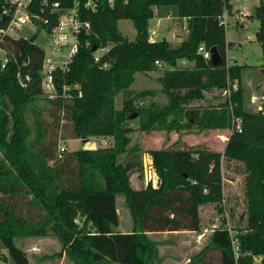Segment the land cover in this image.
Listing matches in <instances>:
<instances>
[{
    "label": "trees",
    "instance_id": "1",
    "mask_svg": "<svg viewBox=\"0 0 264 264\" xmlns=\"http://www.w3.org/2000/svg\"><path fill=\"white\" fill-rule=\"evenodd\" d=\"M71 7L73 0H34L28 10L40 13L44 2ZM230 0H116L103 1L94 12H84L91 31L81 37L82 48L69 71L54 74L57 96L50 98L42 87L44 50L30 39L3 35L15 11L0 0V257L3 264H31L18 240L57 235L64 254L73 264H156V244L150 233L201 230V207L215 205L224 213L223 162L244 163L247 210L235 234L222 224L208 246L190 264H264V103L256 114L245 113L240 88L246 65L229 64L226 29L222 24ZM160 7H176L180 24L189 31L182 43L167 40L151 43L149 23ZM5 9L10 10L7 17ZM45 17L57 16L45 8ZM5 17L6 21L2 18ZM257 33L264 63V0L256 8ZM131 21L135 40L122 35L118 23ZM51 28H49L50 30ZM42 30V29H40ZM91 48L86 47V43ZM203 45L216 49L222 64L214 67L198 53ZM109 48L100 65L92 48ZM180 61L194 63L181 68ZM164 71L159 83L168 98L165 106L146 98L155 91L134 92L136 75ZM106 64L107 68H103ZM264 78V65L260 69ZM26 75L31 82L20 81ZM97 76L96 93L86 80ZM237 84L231 99L218 106L191 107L205 93ZM84 94L80 96L78 86ZM67 92L63 93V87ZM92 91V90H91ZM82 93V92H81ZM123 96L122 109L115 107ZM243 121V132L232 133V111ZM150 134L156 130L187 132L229 131L224 153L207 145L190 146L180 135L172 147L146 151L159 176L158 188L148 184L135 189L131 173L140 170L133 147L131 123ZM182 131V132H180ZM183 134V133H182ZM82 137H113L111 149L59 153L60 142ZM124 158L122 162L120 158ZM134 159V160H133ZM123 197L132 213L133 231H117L120 216L117 198ZM231 213H232V209ZM233 221V220H232ZM80 222L85 224L81 227ZM87 225L89 226L87 228ZM234 244L237 245L235 249ZM6 250L7 255L3 253Z\"/></svg>",
    "mask_w": 264,
    "mask_h": 264
},
{
    "label": "rangeland",
    "instance_id": "2",
    "mask_svg": "<svg viewBox=\"0 0 264 264\" xmlns=\"http://www.w3.org/2000/svg\"><path fill=\"white\" fill-rule=\"evenodd\" d=\"M261 0H230L229 13L231 28L227 29L226 39L229 42L227 50V61L232 64L246 65L241 75L240 88L242 93V110L245 113L256 114L260 111V107L264 103V79L260 77V69L263 67L262 48L258 42L257 33L260 28L259 21L256 19V8L259 6ZM240 12L247 14L241 20H235ZM186 21V20H185ZM184 24V22H183ZM119 29L125 37L130 40H135L137 32L131 21L122 20L118 23ZM150 38L155 41L167 40L173 46H178L182 43L181 39L188 37L189 31L187 29V22L184 25L179 23V15L176 7H160L156 10V16L149 23ZM37 36L36 44L41 47L48 54L51 48L48 40H50L45 30H39L33 24L24 26L15 37H23L31 39ZM149 38V39H150ZM181 38V39H180ZM247 38L250 40L247 41ZM169 65L159 67L151 76L139 73L135 82L131 86L134 92H142L146 90H153L156 93L154 98H146V105L148 106L152 101L160 106H165L168 100L167 96L162 93L159 88V80L157 77L162 74L163 70L169 69ZM97 76L89 77L86 81L91 86L89 92L96 93L98 86ZM263 80V82H261ZM81 96L84 94L82 85L78 86ZM160 89V88H159ZM236 89L235 91H237ZM96 91V92H95ZM214 91V90H213ZM213 91L208 93H213ZM224 90H218L213 93L217 98H221V103L227 99L223 94ZM115 107L122 109L123 96L119 95L115 99ZM212 106V105H210ZM205 107V106H204ZM231 108V107H230ZM234 111V108H233ZM133 133L131 134L132 146H138L141 152L135 153L137 161L141 162L140 170H134L131 173V184L135 189L146 188L147 184L151 182L154 188L158 186L159 176L152 157L146 152L149 150H158L162 147H169L178 140L180 135H185L187 132H168L166 130H156L150 134H145L138 130L139 121L136 120L131 123ZM191 136V135H190ZM183 137V138H184ZM202 139H208L207 142H198L199 145H207L208 148L224 153L227 147L226 142H216L214 132H204L200 136ZM186 137L184 138V140ZM89 140L96 145L97 149H111L115 142L113 137H89ZM189 141V140H188ZM191 141V140H190ZM66 145V152H76L83 150V144L80 139H67L62 141ZM190 143V142H189ZM188 144V142H187ZM172 147V146H170ZM125 162L124 158H120ZM149 159L152 163L150 164ZM134 160V159H133ZM155 173L157 174L156 182ZM223 183H224V213H219L215 205H206L201 207V230L197 232L181 231V232H162L157 234H148L149 238L156 244L158 263L156 264H190L195 260L201 251L205 249L211 241L213 232L222 224L232 232L237 223L245 225L241 220V216L246 213V179L249 176V171L246 170L244 163L235 160H224L223 162ZM155 182V183H154ZM118 213L120 216V225L117 231L122 233H130L133 231V218L130 209L123 197L117 198ZM232 209V213L231 210ZM233 220V221H232ZM85 223L80 222L82 227ZM89 226L87 225V228ZM28 254L31 264H73L65 257L63 244L57 235L49 232L47 236L40 238H28L17 241ZM3 253L7 255L6 250ZM218 264V256L213 261ZM0 264L2 258L0 257Z\"/></svg>",
    "mask_w": 264,
    "mask_h": 264
},
{
    "label": "built area",
    "instance_id": "3",
    "mask_svg": "<svg viewBox=\"0 0 264 264\" xmlns=\"http://www.w3.org/2000/svg\"><path fill=\"white\" fill-rule=\"evenodd\" d=\"M34 0H7L9 6L11 8H15L14 13L12 14L9 24L5 30H2L1 33L3 35L15 36L24 26L28 24H33L37 27V29L45 30L48 34L50 40H48L51 52L48 54L45 52V57L43 61L42 68V87L45 93H47L50 98H55L57 96V86L55 84L54 74L57 71H61L65 73L69 71V66L74 62L76 56L79 54L82 48V40L81 37L85 33H89L91 31V23L89 21L83 20L84 12L88 11H96L99 5L104 0H73L71 7H61L59 3L49 4L48 1L44 2V7L40 9V13L32 14L28 10L30 5ZM108 5L112 6L116 0H105ZM240 1V0H237ZM50 9V13L52 15L57 16L56 25L52 26L53 22L45 17L46 9ZM10 10L5 9L3 15L5 17L8 16ZM247 14L244 12H240L238 16H236V22L241 20L242 17H246ZM230 15L227 11H225L222 17V24L224 28L230 29ZM49 28H51L49 30ZM250 39L247 38V41ZM151 43H154L155 40L151 37L149 39ZM87 48H91V44L89 42L86 43ZM95 47L92 48V51ZM97 48V47H96ZM0 52L4 54L3 59V67L8 63V58L6 57L5 52L0 49ZM109 52V48H97L95 52H93V59L96 65H100L102 58ZM198 53L204 57L206 61H211L212 53L211 50H207L203 45H201L198 49ZM156 65L158 67L163 66L164 64L157 62ZM103 68H107V65L104 64ZM19 78L23 86H27L28 83L31 82V77L29 75L25 76V79L21 78L19 74ZM238 89L237 84H230L224 91L223 94L228 99H231L232 91ZM67 87H63L62 91L65 95L67 92ZM81 96V93H80ZM262 110V106L260 107ZM232 111V133L243 132V121L241 118H238L234 115L233 106L231 105ZM67 148L66 145H63V142H60L59 145V153H66ZM151 157V156H150ZM152 161H150V164ZM157 174L155 173V178L157 179ZM155 180V179H153ZM155 180V182H156ZM154 182V183H155ZM149 182L148 184H150ZM147 184V185H148ZM152 184V183H151ZM153 186V184H152ZM159 186V180H158ZM157 186V188H158ZM155 186H153L154 188ZM235 249H237V245L234 244Z\"/></svg>",
    "mask_w": 264,
    "mask_h": 264
},
{
    "label": "crops",
    "instance_id": "4",
    "mask_svg": "<svg viewBox=\"0 0 264 264\" xmlns=\"http://www.w3.org/2000/svg\"><path fill=\"white\" fill-rule=\"evenodd\" d=\"M184 22V24H186V21H183ZM183 22L180 24L181 26L182 25H184L183 24ZM180 23V22H179ZM181 39V38H180ZM185 39V38H184ZM184 39H181L182 41L184 40ZM154 40V39H153ZM156 42V41H155ZM229 64H232V63H230V62H228ZM164 65H166V64H164ZM164 65L163 66H161V67H164ZM179 67H181V68H189V67H193L194 66V63H191V62H187V61H180L179 62ZM160 67V68H161ZM170 69H172V67H170L169 69H165V70H163V72H162V74H160L158 77H157V80L160 78V77H162V75H163V73H164V71H166V70H170ZM152 73H154V72H151V73H148L147 75V77H149V76H151V74ZM138 75V74H137ZM137 75H136V77H137ZM260 77L262 78V76L260 75ZM264 79V78H263ZM135 80H136V78H135ZM261 82H263V80L261 81ZM159 84V88L157 89V90H160L161 92H162V85L160 84V83H158ZM145 91V90H144ZM147 91V90H146ZM149 91H151V90H149ZM214 92H216V90H214L213 91V93ZM163 93V92H162ZM213 93H205V99H203V100H201V101H196L195 103H193V104H191V107L193 106V107H200V106H202V107H210V105H212V106H218V105H220V103L219 102H221L220 100H221V98H217V97H215L214 95H213ZM165 94V93H164ZM167 103H168V100H167V102H166V105H167ZM222 104V103H221ZM211 132H214L215 133V137H216V142H219V141H221V142H228V140H229V134H230V132L229 131H225V132H220V131H211ZM202 133H204V132H202V131H200L199 129H197V128H192V132H191V134H186L185 135V137H186V139H185V141L186 142H188V144L190 145V146H198L197 144H198V142H207V141H209L208 139H202L200 136L202 135ZM191 135V136H190ZM184 137V138H185ZM189 140V141H188ZM191 140V141H190ZM190 142V143H189ZM149 161H151V159H149ZM156 180V179H155ZM150 234H157V233H150Z\"/></svg>",
    "mask_w": 264,
    "mask_h": 264
},
{
    "label": "water",
    "instance_id": "5",
    "mask_svg": "<svg viewBox=\"0 0 264 264\" xmlns=\"http://www.w3.org/2000/svg\"><path fill=\"white\" fill-rule=\"evenodd\" d=\"M3 21H6V18L3 17L2 18ZM31 42H34L35 41V37L31 38L30 39ZM97 50V48L95 47L93 49V52H95ZM211 53H212V59H211V64L214 66V67H219L221 66L222 64V58L219 54V52L216 50V49H211ZM81 141H82V144H83V150L85 151H94L97 149L96 145L93 144L89 138H86V137H82L81 138Z\"/></svg>",
    "mask_w": 264,
    "mask_h": 264
},
{
    "label": "bare ground",
    "instance_id": "6",
    "mask_svg": "<svg viewBox=\"0 0 264 264\" xmlns=\"http://www.w3.org/2000/svg\"><path fill=\"white\" fill-rule=\"evenodd\" d=\"M235 64V63H234Z\"/></svg>",
    "mask_w": 264,
    "mask_h": 264
}]
</instances>
